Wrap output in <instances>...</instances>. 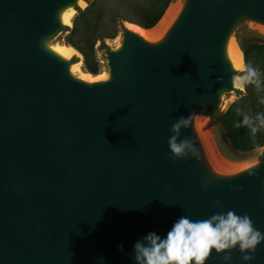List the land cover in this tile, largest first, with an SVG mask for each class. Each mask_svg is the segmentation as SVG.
<instances>
[{
    "label": "water",
    "instance_id": "water-1",
    "mask_svg": "<svg viewBox=\"0 0 264 264\" xmlns=\"http://www.w3.org/2000/svg\"><path fill=\"white\" fill-rule=\"evenodd\" d=\"M79 1L0 0V264H135V242L165 236L182 215L232 210L264 233V158L220 175L193 126L235 89L227 44L240 21L264 25V0H186L157 41L124 26L98 81L49 44ZM181 116L198 159L170 158ZM254 256L264 264V242Z\"/></svg>",
    "mask_w": 264,
    "mask_h": 264
},
{
    "label": "clouds",
    "instance_id": "clouds-1",
    "mask_svg": "<svg viewBox=\"0 0 264 264\" xmlns=\"http://www.w3.org/2000/svg\"><path fill=\"white\" fill-rule=\"evenodd\" d=\"M244 75L237 78V87L246 84L260 86L257 69L247 66ZM264 103V99H261ZM189 116L179 117L171 126L167 140L170 158L175 160L199 158L189 138L180 139L182 129L189 127ZM236 127L247 126L253 135L264 128V114H257L255 122L248 115L238 121ZM257 152L262 149L257 147ZM251 174V173H250ZM264 242V233L256 229L247 214L237 215L232 210L219 212L204 220H192L182 215L172 224L165 236L147 233L135 242V264H206L212 251L224 253L225 264H231V250H238L245 264L255 259L257 246ZM123 251V244L117 246Z\"/></svg>",
    "mask_w": 264,
    "mask_h": 264
},
{
    "label": "trees",
    "instance_id": "trees-1",
    "mask_svg": "<svg viewBox=\"0 0 264 264\" xmlns=\"http://www.w3.org/2000/svg\"><path fill=\"white\" fill-rule=\"evenodd\" d=\"M174 0H120L131 14H120L106 6L104 0H91L80 10L73 20V27L68 28L67 44L77 49L84 57V69L94 75L99 74L102 64L97 54V44L107 38H114L124 28L125 21L135 22L145 29H152L164 17ZM107 11H111L109 21L105 20ZM246 67L257 69L260 86L246 84L245 92L230 104L221 114L220 123L234 148L240 152H251L257 147H264V128L255 135L247 126L236 127L244 115L255 122L257 114H264V43H243L239 39Z\"/></svg>",
    "mask_w": 264,
    "mask_h": 264
},
{
    "label": "rangeland",
    "instance_id": "rangeland-1",
    "mask_svg": "<svg viewBox=\"0 0 264 264\" xmlns=\"http://www.w3.org/2000/svg\"><path fill=\"white\" fill-rule=\"evenodd\" d=\"M90 1L91 0H80L77 4L72 5L71 7L68 8V11H74V14L71 18V23L69 24L64 23L65 27L49 40L50 45L67 44L66 37L69 33L68 28L73 27L74 25L73 20L75 16L78 14L80 10H84L90 4ZM104 1L106 3V6L113 9V11H115V9L117 8L120 14H127V15L131 14L130 11L126 10L125 6L120 3V0H104ZM185 2L186 0H174L173 3H178L181 6H183ZM111 14H112L111 11L110 12L107 11V14L105 16L106 21H109V17L111 16ZM128 22L131 21H125L124 26H127ZM158 25L155 28H157ZM155 28H153L152 30H154ZM234 39L241 49L242 47L239 39H241L243 43H250V42L264 43V25L254 20H249V19L242 20L238 23L235 29ZM122 40H123V30L120 33H118L116 37L107 38L104 41H100L97 44L98 58L102 64V68L99 74L94 75L92 73L85 71L84 57L82 54L81 56L78 53L80 57L75 56L71 60L74 63L80 62L81 63L80 68L84 72L94 76L95 78L94 80L98 81V80L107 79L110 73L107 49H111V50L118 49L121 46ZM245 68H246V64H245ZM238 70H239L238 73L239 77L245 74L243 69H238ZM259 80L261 82V78H259ZM241 92H245V85L243 89L235 85L234 90L226 91L222 94V101L219 108L215 110L199 111V113L197 114L198 118H205L209 126L208 139L210 141L214 154H216V156L219 159H221L231 167H237L240 170L251 167L257 164L258 162H260L264 158V147L260 148L262 149L261 152H257L256 149L251 152H240L236 150L221 126L220 123L221 114L227 110V108L230 106L232 102H234L237 98H239L242 95ZM208 156H210L209 152H208Z\"/></svg>",
    "mask_w": 264,
    "mask_h": 264
},
{
    "label": "bare ground",
    "instance_id": "bare-ground-1",
    "mask_svg": "<svg viewBox=\"0 0 264 264\" xmlns=\"http://www.w3.org/2000/svg\"><path fill=\"white\" fill-rule=\"evenodd\" d=\"M182 11V6L178 3H172L169 8L167 9L164 17L161 19V23L158 25L157 28L154 30L152 29H145L141 27L138 24L128 22V27L137 33H139L142 37H144L148 41H157L162 39L168 30L171 28V26L174 24L176 19L178 18L179 14ZM74 14V11H68L65 10L61 13V18L64 23L69 24L71 23V18ZM51 50L56 53L57 55L66 58L71 59L75 56L80 57L81 53L75 49L73 46H70L68 44L66 45H52ZM227 56L229 60L231 61L233 67L237 69H244L245 68V62H244V53L243 50L238 46V44L235 42L234 38H230L227 44L226 48ZM78 53L80 55H78ZM82 56V55H81ZM80 62L79 63H73L70 67V71L77 75L78 77L87 80V81H93L95 78L94 76L84 72L80 68ZM237 78H235V85L237 86ZM193 126L195 129V132L197 134V138L199 139L200 143L203 145L204 150L206 152L210 153L209 157V164L211 166V169L220 174V175H234L238 173L239 171L243 169H239L237 167H231L221 159H219L216 154H214L210 141L208 139V129L209 126L206 122L205 118H195L193 120Z\"/></svg>",
    "mask_w": 264,
    "mask_h": 264
}]
</instances>
